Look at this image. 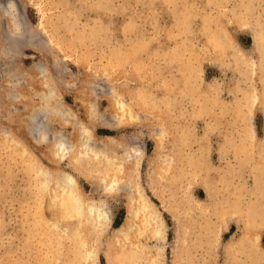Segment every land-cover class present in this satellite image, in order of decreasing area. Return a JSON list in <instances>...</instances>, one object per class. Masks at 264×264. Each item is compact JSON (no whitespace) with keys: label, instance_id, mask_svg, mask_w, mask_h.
<instances>
[{"label":"rangeland","instance_id":"obj_1","mask_svg":"<svg viewBox=\"0 0 264 264\" xmlns=\"http://www.w3.org/2000/svg\"><path fill=\"white\" fill-rule=\"evenodd\" d=\"M0 1V264H50L52 257L54 264H83L80 244L62 233L65 224L50 222L55 214L42 197L39 166L53 168L46 154L58 135L72 140L78 130L85 138L87 127L99 150L114 140L120 152L140 153L137 178L165 224L163 243L144 241L160 248L163 264H264V205L252 243L233 244L245 229L242 209L264 203L255 191L257 177L264 186V107L251 110L246 99L263 86L250 64L238 63L245 52L261 66L254 32L264 27V0ZM118 99L133 105L137 120L109 128ZM150 107L171 116L157 121ZM44 108L51 135L40 142L32 116ZM155 133L174 164L154 180ZM60 165L77 174L88 196L102 198L82 172L85 163L74 169L67 158ZM104 199L100 264L128 213L126 195Z\"/></svg>","mask_w":264,"mask_h":264},{"label":"bare ground","instance_id":"obj_2","mask_svg":"<svg viewBox=\"0 0 264 264\" xmlns=\"http://www.w3.org/2000/svg\"><path fill=\"white\" fill-rule=\"evenodd\" d=\"M262 26L259 25V27H257V29L254 32L255 49L258 52H260V54H261V58H260L261 66L259 65L260 62H258L254 57L249 58V56H247V54H245V52L239 56L241 61H238V63L240 62V64H241V62L244 63L243 65H245L247 63L250 64L251 65L250 67L252 68L250 71H252V74H256V75H258V77L261 78V82H262V86H263L262 92H260L258 90L257 86L254 85L252 93H249L250 95L247 94L248 96H246V99L248 98L247 101L249 102L248 104L250 105L251 110H253L252 109L253 106L257 103L259 104V102L264 107V27H262ZM28 30H29V28H28ZM38 38L40 39V36ZM29 41H31V40H29ZM230 41H231V39H230ZM11 45H12V43H11ZM252 74H250V75H252ZM126 88H127V86H126ZM132 91H129L130 96L132 95V94H130V92L131 93L134 92V91L133 92ZM142 91H143V89H142ZM145 91H143V92L145 93ZM145 94H147V93H145ZM244 94H246V92ZM134 96H132V97L134 98ZM149 98L147 101H149ZM26 99H28V98L26 97ZM47 99L50 100L49 97H47V95L41 96L42 102H44ZM157 99L159 100V98H157ZM31 100H33V99H31ZM238 100H237V102H238ZM27 101H29V100H27ZM133 101H135V100H133ZM127 102L124 99H118V100H115L112 102V109H111L112 113L110 114V116L114 117L115 122H113L111 124L110 121H107V122H110V125L108 126L109 128H111L113 126H116L117 128H121V126L124 123H133L137 120V117H136L137 114H136L135 108L133 107V105L128 104ZM237 102L235 105L238 107V115L241 116L243 111H241L242 108L239 109V105H238L239 103L237 104ZM154 103H156V102H154ZM240 103H241V101H240ZM242 105H244V104L242 103ZM154 107H156V105ZM157 107H160V106H157ZM146 108H149V107L146 106ZM44 109H45V111H43ZM44 109L42 111L39 110L37 112L36 111L33 112L34 114L32 116V119L34 122V126L32 128H33V132H35L34 136L38 135L39 137H37V140L40 142L46 141V139H48L47 137H49V135H51V133L48 131L49 130L48 128L50 125L49 120L47 119V116H46L48 113H46V108H44ZM160 109H159V111H157L158 110L157 108H151V110L156 111L155 112V114H156L155 120L162 122L164 117L165 116L168 117V115H169L168 118H170V116H171L169 114L170 110L169 111H166V110L161 111ZM233 109H236V108H233ZM43 112H45V116H44ZM140 118H142V117H139V119ZM166 123H167V121H166ZM85 129H86L85 131L88 132V134H85V136H86L85 138L80 136V131L76 130L74 138L72 137L73 138L72 140H68L63 135H58L57 138H55L54 141L49 145V148H48L49 150L47 151L46 155L49 158L51 164L53 165L52 169L46 168L45 166H42V165L39 166V164H37V166H39L40 173L43 175L42 176L43 177V179H42L43 180V189H40V190H43V193H41V192H38V193H41L43 195L42 197H45V198L48 197L49 200H47L48 203H47L46 207L51 209V211H53V213L55 214V216H54L55 218L51 219L50 222H53L54 227L58 224L60 225V223L65 224V227H64V230L62 233L64 234V236L73 237L74 240H76L75 243L80 244L79 245L81 248L80 254H81V259H83V264H100L99 263V257H98L99 250L102 247L103 242L105 240L104 239V232L106 229V225H108V224H106V222H107L106 220L108 218L107 217L108 213H106V212H108V209L106 211V208H108V206H107V202L104 198H105V196L110 197V198H114V197H117L120 195H126L128 197L127 217L124 220V222L120 226L115 228L114 231L109 236L108 246H107V259H108L107 264H136L138 262V259H143L144 260L143 262L145 264H163L162 263V253L160 252V248L158 247L154 251H151L148 249V247L146 246V243L144 241L145 238H149V239L152 238L155 241H158L159 243H161L162 240L164 239L163 238V232H165V231H163L164 230L163 227L165 226V224L163 222V219L161 218L160 212L158 211V209L156 208L154 203L149 199V197L145 193L144 187L141 185V183L139 182V180L137 178V173H138L137 170H138L139 162H140L139 161L140 153H138L137 151H136L137 153L136 152L134 153L131 150V148L125 149L124 152H120V149H119L120 146L115 144L114 140H111L112 145H111V143L110 144L108 143L110 145L108 148H105V150H101V149L99 150L98 147H96L92 144V140L94 138V136L92 134V130L88 127ZM171 131H172V129H171ZM173 131L175 132V130H173ZM46 132H49V133H47V135L49 134L48 136L46 135ZM83 132H84V130H83ZM155 135H156L155 137H156L157 147H156L155 156H154V159L152 162V168L154 169V172H153L154 176H152L153 179L155 178V175L157 177V175L162 176L163 174H165L167 171L172 169L171 168L172 163L174 164V160L172 162L171 158H170L171 161L165 160V158H164L165 155H164V151H163V148H165L164 147L165 146L164 141L162 138H160L159 133H155ZM49 139H51V138H49ZM242 144H243V142H242ZM95 145H96V143H95ZM101 151H103V152H101ZM31 155H33V154H30L29 157ZM178 155H180V154H178ZM36 158L38 159V157H36ZM67 158H68L70 166H72L74 169H77V168L79 169L81 167V163L82 162L85 163V166H82L83 167L82 172L93 184V186H94L93 187V193L101 194L102 198L99 199L97 196H88L84 192L77 174L74 173L73 171L64 169L60 165L61 162ZM28 159H30V158H28ZM174 159H176V158L174 157ZM261 169H262V167L260 165H258V168L255 169L256 170L255 171L256 176H258V175L260 176V174H258L257 172L259 170L261 171ZM256 176H254V177L256 178ZM166 177H168V176H166ZM153 179H151V180H153ZM160 181H161V179H160ZM262 181H263V179L260 180L257 177V189L258 190L254 188L255 191H257V193H258V191H259V193H264V186H263ZM124 183H125V185H124ZM255 191H252V192H255ZM240 192H241V190H240ZM241 194H243V193H241ZM244 194L246 195V193H244ZM257 196H256V198H257ZM238 197H239L238 199L242 198V196H238ZM258 200H261V199H258ZM246 201L250 202V200H246ZM237 202L238 201H236V203ZM239 203H241L240 200H239ZM258 203H260V202L258 201L256 204L258 205ZM193 204H194V202H193ZM244 204L245 203H243V205ZM246 205H244V206L246 207ZM261 205H264V203L258 205L259 207L254 206V207L250 208L249 210H245L244 208L242 209V208L238 207L239 209H242V211H245V212H242L241 215L239 214L240 216H242V220H244V222H245V229L242 227L244 229V232L242 233L240 240L239 241H233V244L235 246L239 245V248H241L240 246H242V244H244V242H246V240H250V241L253 240L252 239L253 236H252L251 232L254 233V231H255L254 228H256V226L258 228L259 226L256 225L255 223H254L255 226H252L253 225L252 222H254L257 215L260 214ZM235 209H236V207H234V210ZM200 210L203 213L206 212L204 208H201ZM262 212H263V210H262ZM243 213H245V214H243ZM40 215H38V216L40 217ZM258 218L260 219V217H258ZM43 230L45 231V229H43ZM44 231H43V234H44ZM41 238L39 237L40 240H41ZM71 240H70V245L72 244ZM74 240H73V242H74ZM43 242H44V240H43ZM75 243H73V244L76 245ZM251 243H252V241H251ZM253 243H254L253 245H255L254 241H253ZM71 246H73V245H71ZM67 250H68V248H67ZM76 250H78L77 247H76ZM68 251H70V249ZM237 251H238V249H237ZM74 254H75V252H74ZM77 255L74 257H77ZM66 256H67V254H66ZM47 258H45V260ZM62 258H64V256ZM48 260H49V258H48ZM52 260H53V257H52ZM52 260H51V262H52ZM54 260H56V258ZM252 260H254V259H252ZM43 262H44V260H43ZM51 262H50V264H51ZM59 262H61V261H59ZM62 262H64V261H62ZM68 263H66V264H68ZM76 263H77V261H76ZM76 263L74 261V264H76ZM23 264H25L24 261H23ZM52 264H54V262H52ZM55 264H60V263L57 262ZM63 264H65V262Z\"/></svg>","mask_w":264,"mask_h":264}]
</instances>
